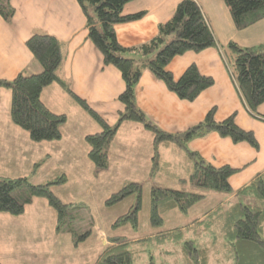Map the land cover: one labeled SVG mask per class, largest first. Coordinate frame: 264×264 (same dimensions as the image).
I'll return each instance as SVG.
<instances>
[{
  "label": "trees",
  "instance_id": "1",
  "mask_svg": "<svg viewBox=\"0 0 264 264\" xmlns=\"http://www.w3.org/2000/svg\"><path fill=\"white\" fill-rule=\"evenodd\" d=\"M129 1L131 0H77L85 15L88 38L101 52L103 63L115 66L124 81V89L118 96L123 110L119 111L117 122L112 126L106 124L86 101L77 97L57 75V69L64 58L62 43L55 37L35 34L28 38L26 45L35 60L41 64L42 71L30 75L19 73L9 81L0 79V87L8 88L11 92L9 116L12 123L24 130L29 139L35 143L60 140L61 126L67 121V115L51 110L42 100L43 90L57 83L101 127L99 132L87 134L84 138L88 146L87 157L98 169L108 167L106 148L123 122L136 123L152 133L153 169L157 166V148L160 143H176L186 148L188 141L203 137L210 132L229 138L234 143L245 142L257 149L258 142L254 133L239 127L234 113L222 120H216L215 109L211 108L199 123L181 133H171L160 129L137 107L135 86L145 69L162 81L180 99L195 100L203 90L213 84L212 78L200 74L197 67L191 64L176 79L167 66L177 55L187 51L199 52L214 46L216 42L196 1L181 0L172 16L158 25L157 33L153 38L137 47H122L115 36V25L139 19L143 15L142 12L123 13L124 5ZM223 1L229 7L237 29L246 28L264 18V0ZM0 14L5 20H10L13 8L9 3L0 0ZM167 37H170L169 41L165 40ZM226 46L232 53L231 62L237 91L249 113L258 116L257 109L264 103V47H240L235 42H230ZM131 52L140 55V60L126 56ZM185 151L188 160L183 161L181 168L183 166L187 168V172L183 173L186 178L180 179L179 183H187L183 188H189L185 190L151 187L150 225L161 227L162 212L178 210L182 215H186L191 208L203 202L206 194L200 192L198 188L212 190L210 192L218 196H220L218 193H221L223 198L229 199L220 201V205L215 209L211 208L205 219H195L190 226L195 227L194 235L201 236L206 232L212 240L196 245L193 239H182L184 242L181 250L186 257V263L210 264V257L221 255L227 257L226 260L230 258L231 264H264V173L234 191L229 184V177L238 169L228 165L214 166L197 152L187 149ZM36 166H39V163H36ZM66 181L65 175L45 184H31L25 176L14 178L0 176V212L12 216L21 215L35 198H41L53 209L56 230L61 231L73 204L61 200L50 190V186L63 184ZM142 186L140 182H128L105 200V205L109 207L130 195H137L136 204L118 216L111 223V228L118 230L124 226L133 228L138 226ZM174 229L182 231L177 227ZM171 230L173 229L151 235L152 241L154 238L159 239L154 242V246L158 247V244L164 243L165 239L162 238L168 236V233L176 236L173 231L168 232ZM222 232L226 233V240L223 239ZM89 233L90 231H87L83 236ZM182 235L184 237V234ZM146 238L132 242L144 241ZM130 242L123 235H108L104 246L106 249L99 254L96 264H132L131 251L124 248ZM175 242L179 244V241L173 243ZM218 242L227 253L222 247L215 246ZM206 245L215 247H206ZM0 264H3L1 260Z\"/></svg>",
  "mask_w": 264,
  "mask_h": 264
},
{
  "label": "crops",
  "instance_id": "2",
  "mask_svg": "<svg viewBox=\"0 0 264 264\" xmlns=\"http://www.w3.org/2000/svg\"><path fill=\"white\" fill-rule=\"evenodd\" d=\"M1 1L9 3L13 8V15L10 20H5L0 14V79L9 81L19 73H40L42 66L35 60L26 41L35 34L55 37L62 43L64 54L57 75L106 124L114 125L119 111L123 110L118 96L124 89V81L115 66L103 63L101 52L88 38L85 15L77 0ZM180 1H129L124 5L123 13L142 12L143 15L139 19L115 25L117 42L122 47L133 48L149 41L156 35L158 25L172 16ZM195 1L213 33L216 44L199 52L187 51L175 56L167 69L177 79L189 65L194 64L200 74L212 78L213 84L203 90L195 100L186 101L171 92L162 81L145 69L135 86V103L149 120L160 129L171 133H181L199 123L211 108L215 109L216 120H222L234 113L237 125L254 133L258 148L255 149L245 142L234 143L229 138L210 132L188 141L186 148L176 143H160L157 148V166L153 169L152 133L136 123L123 122L107 146L109 165L105 170L115 172L122 166V170L128 172L130 177L132 172L141 168L143 176L140 179L133 178L134 181L130 182L142 183L145 178L154 174L153 177H158L162 182H158L159 186L186 187L187 183L181 184L179 181L186 178L180 170L183 161L188 160L185 151L187 149L197 152L214 166L228 165L238 169L229 177L231 188L237 191L264 173V103L257 109L258 116L249 113L245 107L235 83L232 53L226 45L235 42L240 47H264V18L246 28L237 29L229 7L223 0ZM126 56L137 61L141 58L134 52L127 53ZM10 94L8 88L0 87V176L3 177L2 173L9 169L18 170L26 161L33 162L34 168L38 167H35L36 163L41 162L49 166L55 155L61 157L59 163L56 162L61 165V169L69 167L80 176L83 172V155L87 156L88 151L84 138L87 134L99 132L100 125L64 88L53 83L43 90L42 100L51 110L67 115V121L61 126L62 138L59 141L34 143L10 119ZM76 106L89 119H85ZM136 146H140L141 151H133L132 147ZM139 152L141 160L138 157ZM227 199L229 198H224L223 201ZM40 202L43 205H36L39 209L44 211L45 205L50 208L44 199L37 198L26 206L23 214L27 212V208ZM207 215L205 212L195 219H205ZM0 218L6 220L7 215L0 213ZM187 227L183 226V229ZM56 232L60 233L56 230L55 217L54 230L47 234L50 239L49 246L52 234ZM39 238L41 239L40 234L35 231L33 239L38 241ZM22 252L31 261H35L36 256L42 257L41 254L48 253L49 247L45 250L40 247H24ZM226 258L220 255L217 259L222 261ZM0 260L3 264L10 261L2 257L1 252ZM227 261L231 264L230 258Z\"/></svg>",
  "mask_w": 264,
  "mask_h": 264
},
{
  "label": "rangeland",
  "instance_id": "3",
  "mask_svg": "<svg viewBox=\"0 0 264 264\" xmlns=\"http://www.w3.org/2000/svg\"><path fill=\"white\" fill-rule=\"evenodd\" d=\"M169 40L170 38L167 41ZM76 107L78 111H82L79 106ZM82 115L85 119H89L87 114L82 113ZM85 145L87 146L86 143ZM132 149L137 152L141 151L142 148L136 146L132 147ZM138 157L141 160V152H139ZM59 159L61 157L55 155L50 160L49 166L43 165L41 162L36 168H34L33 162L26 161L25 164L19 166L21 169L19 168L16 171L9 169L2 173L3 177L8 175L10 178L25 176L31 184L53 182L58 177L65 175L67 181L63 184L51 185L50 190L65 203L73 204L69 209V215L63 223L60 233L56 232L52 234L50 246L48 245L50 239L47 234L52 233L55 225V213L52 208H47L45 205V210L43 211V209H39L36 206L43 205V202H40L35 204L34 207L27 208V212L23 215L21 214V216H12L5 213L7 215L6 220L0 218V252L2 257L10 260L7 264H96L99 254L106 249L103 241H107L108 235L114 236L115 234L123 235L131 241L124 248L131 251L132 264H187L186 257H184L181 250L182 243L184 242L183 238L195 240L196 245L212 240L206 232L201 236L194 235L193 231L195 227L188 228L187 226H191L195 218L202 213H209L211 212V208L215 209V207L220 205V201L224 199L221 193H218L220 195L218 196L210 192L212 190L198 188L200 192L206 194V199L203 202L191 208L186 215H182L178 210L162 212L161 227H153L150 225L149 220L150 188L159 186L158 182L162 183L158 177H153V174L142 182L143 188L141 191V210L139 212L138 226L135 228L124 226L118 230H114L111 228V223L136 204L137 195H130L121 202L109 207L105 205V200L112 193L119 190L124 183L134 181L133 178L140 179L144 174L141 168L132 172L129 175L130 177H128L129 173L123 171L122 166H119L115 172L98 169L84 154V161L82 163L83 172L79 176L76 171H72L69 167L61 169V165L57 164L59 163ZM180 172L186 173L187 168L183 166ZM159 187L182 188L185 190L189 188L170 187V185ZM49 213L51 214L49 215ZM183 226L187 228L184 230ZM176 227L182 229V231L175 230L174 228ZM168 229H173L168 232L173 231V234L176 236H172V233L167 232L168 236L162 238L163 240L165 239V242L155 247L154 242L159 241V239L154 238L152 241L153 236L151 237V235ZM35 231H38L41 237L38 241L33 239ZM87 231H90V233L83 236ZM182 234H184V237H182ZM221 235L223 239H227L226 233L222 232ZM143 238L146 239L144 241L132 242ZM174 241H179V244L173 243ZM32 242H34V245H32ZM219 245L220 242L215 246ZM215 246L206 245V247ZM24 247H40L41 250L49 247V252L44 255L41 254L42 257L36 256L35 261H31L29 256L22 254ZM224 250L227 253L226 249ZM217 258L215 256L211 257L210 264H228L229 262L227 260L221 261Z\"/></svg>",
  "mask_w": 264,
  "mask_h": 264
}]
</instances>
